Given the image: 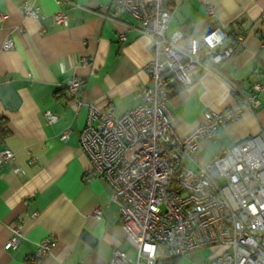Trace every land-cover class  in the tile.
I'll return each instance as SVG.
<instances>
[{"label": "crops", "instance_id": "crops-1", "mask_svg": "<svg viewBox=\"0 0 264 264\" xmlns=\"http://www.w3.org/2000/svg\"><path fill=\"white\" fill-rule=\"evenodd\" d=\"M22 1L0 0V149L14 154V162L0 165V264H23L47 237L56 245L41 264H107L114 248L134 259L135 247L122 226L111 186L102 178H87L90 165L79 130L90 105L108 111L110 103L120 115L141 103L152 43L134 28L129 12L115 13L112 0H27L38 8L37 18L23 17ZM208 5L234 52L224 62L197 70L191 83L169 94L167 108L179 136L189 133L205 110L240 104L254 71L264 80V0H182L166 32L199 35L207 26ZM60 10L66 24L52 21ZM8 36L14 46L5 50ZM74 77L82 82L80 106L63 88ZM46 110L57 113L55 123H47ZM67 128L69 137L62 141ZM260 131L264 92L256 110L245 109L185 161L191 168L203 166L222 148ZM16 223L20 243L5 249Z\"/></svg>", "mask_w": 264, "mask_h": 264}, {"label": "built area", "instance_id": "built-area-1", "mask_svg": "<svg viewBox=\"0 0 264 264\" xmlns=\"http://www.w3.org/2000/svg\"><path fill=\"white\" fill-rule=\"evenodd\" d=\"M181 1L112 0L115 13L127 11L134 17V28L149 38L153 55L147 66L149 83L140 89L141 103L120 115L110 103L108 111L90 105L79 130L80 147L90 165L87 178H102L111 186L122 226L136 251L133 259L114 248L107 264H157L219 246L223 250L203 264H264V131L222 148L203 166L191 168L184 162L220 127L238 119L245 109L259 107L264 80L254 71L251 89L240 104L205 110L202 120L179 136L167 108V76L188 85L194 72L224 62L234 52L211 5L206 7L202 33L168 34V23ZM20 11L23 17L39 16L38 8L27 0ZM52 21L66 24L64 11L54 13ZM13 46V38L6 37L2 49ZM87 62L81 59L83 65ZM63 88L77 106L82 104L79 78L67 79ZM44 114L49 124L58 119L51 110ZM69 133L65 129L60 139L66 141ZM11 162L13 152L1 148L0 165ZM20 239L16 223L4 248H15ZM55 245L50 237L39 240L23 264H41Z\"/></svg>", "mask_w": 264, "mask_h": 264}, {"label": "rangeland", "instance_id": "rangeland-1", "mask_svg": "<svg viewBox=\"0 0 264 264\" xmlns=\"http://www.w3.org/2000/svg\"><path fill=\"white\" fill-rule=\"evenodd\" d=\"M184 162L186 163L187 161L184 160ZM222 250H223V247H220V246L219 247H205L196 252H193V253H196L194 255L196 256L195 258H192V259L189 258L187 254L186 256L181 257L179 259L185 260L184 264H203L204 261L209 260L210 258L215 256Z\"/></svg>", "mask_w": 264, "mask_h": 264}, {"label": "trees", "instance_id": "trees-1", "mask_svg": "<svg viewBox=\"0 0 264 264\" xmlns=\"http://www.w3.org/2000/svg\"><path fill=\"white\" fill-rule=\"evenodd\" d=\"M167 88H168L169 94H171L179 90L181 88V85L177 82L174 76L169 75L167 76ZM178 259H179L178 257H168V258L158 261L157 264H160V262L164 264L165 263L166 264H177Z\"/></svg>", "mask_w": 264, "mask_h": 264}]
</instances>
